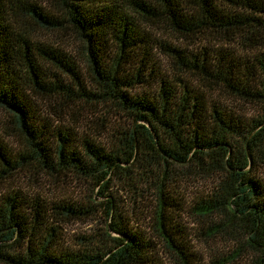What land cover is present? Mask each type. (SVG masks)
Listing matches in <instances>:
<instances>
[{
    "label": "trees",
    "instance_id": "1",
    "mask_svg": "<svg viewBox=\"0 0 264 264\" xmlns=\"http://www.w3.org/2000/svg\"><path fill=\"white\" fill-rule=\"evenodd\" d=\"M41 2L0 0V108L22 146L0 141V264H195L186 217L236 243L216 264H264V0ZM36 28L74 34L82 67ZM187 167L211 180L188 199ZM16 173L59 192L8 187ZM84 220L100 227L68 245L64 226Z\"/></svg>",
    "mask_w": 264,
    "mask_h": 264
},
{
    "label": "rangeland",
    "instance_id": "2",
    "mask_svg": "<svg viewBox=\"0 0 264 264\" xmlns=\"http://www.w3.org/2000/svg\"><path fill=\"white\" fill-rule=\"evenodd\" d=\"M50 0H42L41 4L43 9H48V3ZM50 3V2H49ZM139 23L141 21L139 20ZM33 26V25H32ZM143 30H145L148 33H151V37L157 41H162L165 43L171 42L174 44L175 42H172L173 38H169L167 35H164L165 33H161V31H158L156 29H148L146 26H142ZM34 34L37 35V37L44 38L48 42H51L54 45H57L60 47L66 54L73 56V58L76 60L77 63H79V66L82 67L83 63V56L80 53V47L79 44H77L76 37L74 34L69 33L68 30H60V31H52V32H46L42 31L41 29H35ZM70 34V35H68ZM39 38V39H40ZM153 55L155 56L154 63L159 69V73L161 75H167L169 74L170 70L172 69L169 60L166 59L163 54L156 49L153 52ZM142 91H148V88L146 87H136L133 88L131 93L133 94H141ZM33 98V102L35 103L34 109L38 113L39 117L43 120L48 121L50 124H56V126L59 124L58 122H54L55 119L52 116V108L50 107V104L42 99L36 98L33 94H31ZM228 105L230 107H236L239 106V103L236 102H229ZM242 108L244 111L245 116L252 115V108L248 106H242L239 107ZM92 110V109H91ZM96 110V109H95ZM98 113H96V116L99 118H103L104 114L103 112L100 113L99 110H97ZM10 117L8 114L0 108V141L1 144L6 146L8 150H19L22 149V146L19 144L18 139L16 137H12L9 134V128L10 125ZM114 120V119H113ZM119 123H123V119L120 121H117ZM70 123V122H68ZM72 125H76L77 122L74 119L73 122L71 121ZM80 125V124H79ZM80 130V129H79ZM238 145L241 147V142H237ZM194 169L192 167L185 168L181 173H179V176L181 177L180 181L183 186V192L185 193L186 199L194 197L198 193H205L208 189H210V178L209 176L205 174L200 175H193ZM16 183L17 187L22 188L24 191H31L33 193L38 192V194L43 196H49L51 194H57L59 190L55 187H53L52 180L50 179H42L41 177H31L29 174L25 173H16L14 174L9 181L8 187H12V184ZM2 190H0V193ZM65 192L68 194L67 196L75 197V194L82 195L81 192H83V188L80 187L79 183L72 182L67 186V189H65ZM112 195H114L117 199V202L119 204L128 206V196L125 192L120 191L117 187H110L109 191ZM186 226L189 228V232L191 233V245L192 249L195 253V258L197 262L195 264H216L217 261H220V259L228 254L232 249L235 248L236 243L232 241V237L226 236V235H220L215 234L211 238L206 237H197V234H199V229L196 226V221L194 222L191 218L186 217ZM100 225H98V221L93 220H84V221H77L72 222L68 225L64 226L63 232L66 237V241L68 245H72L73 243H76L75 238L78 236H89L94 229L99 228ZM194 234V235H193ZM234 235V234H233ZM65 244V243H64Z\"/></svg>",
    "mask_w": 264,
    "mask_h": 264
}]
</instances>
